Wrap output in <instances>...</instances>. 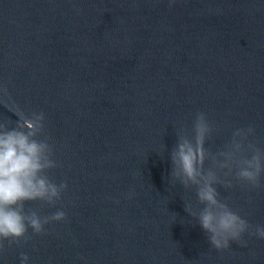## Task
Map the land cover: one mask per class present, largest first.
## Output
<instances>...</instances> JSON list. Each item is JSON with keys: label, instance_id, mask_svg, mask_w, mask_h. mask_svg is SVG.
Returning <instances> with one entry per match:
<instances>
[{"label": "water", "instance_id": "water-1", "mask_svg": "<svg viewBox=\"0 0 264 264\" xmlns=\"http://www.w3.org/2000/svg\"><path fill=\"white\" fill-rule=\"evenodd\" d=\"M43 112L68 188L0 264H264V241L211 247L171 187L176 133L204 112L206 147L254 126L264 147V0H0V120ZM218 191L264 225V188Z\"/></svg>", "mask_w": 264, "mask_h": 264}, {"label": "clouds", "instance_id": "clouds-1", "mask_svg": "<svg viewBox=\"0 0 264 264\" xmlns=\"http://www.w3.org/2000/svg\"><path fill=\"white\" fill-rule=\"evenodd\" d=\"M18 120H0V258L12 247L22 248L33 236L45 233L46 226L64 222L67 214L57 210L42 214L41 204L55 208L68 188L50 173L59 167L43 112L23 111ZM219 132L204 112L195 114L191 127L176 133L170 153V185L178 182L185 191H194L196 203H185V211L207 235L217 251H229L235 242L247 246L245 237L264 241V225H253L221 198L218 186L231 189L235 181L242 188H264V147L254 139V126L233 130L222 148L211 150L208 142ZM29 255L20 253L21 264Z\"/></svg>", "mask_w": 264, "mask_h": 264}]
</instances>
